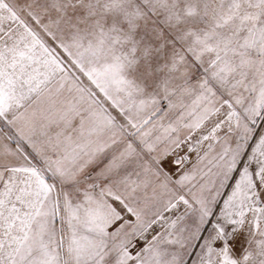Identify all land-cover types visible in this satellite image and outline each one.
<instances>
[{
	"label": "snow or ice",
	"instance_id": "1",
	"mask_svg": "<svg viewBox=\"0 0 264 264\" xmlns=\"http://www.w3.org/2000/svg\"><path fill=\"white\" fill-rule=\"evenodd\" d=\"M0 264H264V0H0Z\"/></svg>",
	"mask_w": 264,
	"mask_h": 264
}]
</instances>
